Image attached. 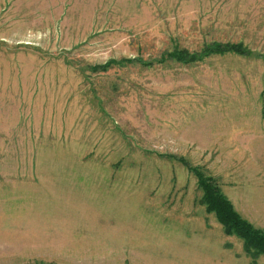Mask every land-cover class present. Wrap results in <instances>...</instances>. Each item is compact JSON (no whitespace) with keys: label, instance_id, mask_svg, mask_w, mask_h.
Listing matches in <instances>:
<instances>
[{"label":"rangeland","instance_id":"rangeland-1","mask_svg":"<svg viewBox=\"0 0 264 264\" xmlns=\"http://www.w3.org/2000/svg\"><path fill=\"white\" fill-rule=\"evenodd\" d=\"M179 158L264 232V0H0V264H264Z\"/></svg>","mask_w":264,"mask_h":264},{"label":"trees","instance_id":"trees-1","mask_svg":"<svg viewBox=\"0 0 264 264\" xmlns=\"http://www.w3.org/2000/svg\"><path fill=\"white\" fill-rule=\"evenodd\" d=\"M235 54L239 56H248L250 52L240 44H211L205 46L200 53H189L186 50L174 48L170 52L162 54L158 59L151 62H144L137 58H125L121 60H110L103 65L91 68L92 71L106 70L111 65L119 67L126 65L139 64L150 66L153 63H164L166 61H175L180 64H191L200 62L212 55ZM176 159V158H175ZM180 162L188 172L192 173L197 179V186L202 192L199 204L204 206L205 212L213 214L217 223L222 227L225 236H235L242 241L244 253L255 262L260 256H264V232L255 228L246 219L242 218L234 209L231 202L222 194L216 181L206 176L198 167H192L189 163L179 158Z\"/></svg>","mask_w":264,"mask_h":264}]
</instances>
